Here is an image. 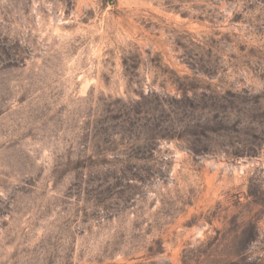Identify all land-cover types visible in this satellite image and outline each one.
Wrapping results in <instances>:
<instances>
[{"label":"rangeland","instance_id":"1","mask_svg":"<svg viewBox=\"0 0 264 264\" xmlns=\"http://www.w3.org/2000/svg\"><path fill=\"white\" fill-rule=\"evenodd\" d=\"M0 264H264V0H0Z\"/></svg>","mask_w":264,"mask_h":264}]
</instances>
